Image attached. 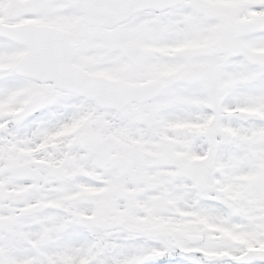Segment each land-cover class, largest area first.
Listing matches in <instances>:
<instances>
[{
    "label": "snow or ice",
    "instance_id": "6c2138e0",
    "mask_svg": "<svg viewBox=\"0 0 264 264\" xmlns=\"http://www.w3.org/2000/svg\"><path fill=\"white\" fill-rule=\"evenodd\" d=\"M0 264H264V0H0Z\"/></svg>",
    "mask_w": 264,
    "mask_h": 264
}]
</instances>
